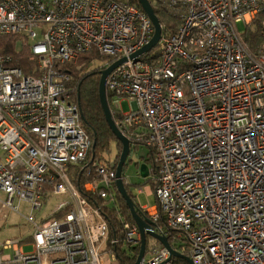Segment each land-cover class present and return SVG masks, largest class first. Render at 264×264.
<instances>
[{"label": "built area", "instance_id": "obj_1", "mask_svg": "<svg viewBox=\"0 0 264 264\" xmlns=\"http://www.w3.org/2000/svg\"><path fill=\"white\" fill-rule=\"evenodd\" d=\"M149 1L162 33L137 56L155 27L131 0H0V35L19 36L17 50L26 45L36 63L26 75L0 55V206L27 205L33 242L25 253L6 240L0 264H119L105 211L126 256L141 246L120 207L116 162L89 158L74 77L63 71H79L84 57L103 61L100 71L121 62L107 97L131 153H153L156 204L142 205L143 189L135 204L155 233L193 264H264V0ZM53 196L66 199L40 219ZM183 262L156 240L140 264Z\"/></svg>", "mask_w": 264, "mask_h": 264}, {"label": "trees", "instance_id": "obj_2", "mask_svg": "<svg viewBox=\"0 0 264 264\" xmlns=\"http://www.w3.org/2000/svg\"><path fill=\"white\" fill-rule=\"evenodd\" d=\"M134 5L138 8H141L139 2L137 0H131ZM20 37L14 35H0V55H9L12 57V66L22 69V71L26 75H31L36 68V63L30 60V51L29 48L24 45L20 51L17 50L19 44ZM257 44V35H253L251 39V45L255 47ZM85 63V66L82 70L78 71L76 68L66 65L63 67V71L72 73L74 77L73 84L76 87L75 91V99L79 98V106L81 109V114L83 116L82 126L87 134L92 139V148L89 153V158L91 161L95 160H104L107 155L111 154V145L116 144V148L118 150L117 156L115 157L116 165L119 163L120 155L122 152V145L117 140L116 136L113 134L111 129L109 128L102 105L99 98V84L101 79V71L98 69H92L93 63L90 58H82L79 64ZM139 146V144L137 145ZM143 163L151 166L153 168L152 174H155V162L154 156L152 152H148L143 160ZM128 166L126 164L123 169V175L125 174V168ZM138 169L140 168V164H136ZM125 176V175H124ZM126 183V189L129 195L132 197L134 202H136L135 195L131 191V185ZM74 183L78 188H82L83 184L86 183V179L83 177V173L81 176L74 180ZM151 181L146 180V185H150ZM134 188V187H132ZM141 188V187H139ZM118 199L120 202V207L122 213L127 217V220L131 223H134V220L129 212V209L126 205V202L118 193ZM92 203L98 207L100 201L91 200ZM156 201V200H155ZM138 208V207H137ZM138 211L143 215L142 211L138 208ZM105 219L108 221L111 234L110 237L112 239L119 238L120 244L118 246L113 247V252L117 255V259L119 264H136L140 247L135 250V255L132 257L126 256L123 253L121 247L123 243V235L120 233V228L115 220L113 214L111 212L105 211L102 212ZM145 215V214H144ZM165 226V219L162 217L160 222V227ZM149 237H147L148 244ZM187 264L186 262H183Z\"/></svg>", "mask_w": 264, "mask_h": 264}, {"label": "water", "instance_id": "obj_3", "mask_svg": "<svg viewBox=\"0 0 264 264\" xmlns=\"http://www.w3.org/2000/svg\"><path fill=\"white\" fill-rule=\"evenodd\" d=\"M142 8V10L148 15L150 20L152 21L154 27H155V35L152 39V41L143 49L141 50L138 55H142L144 53H147L151 51L153 48L156 47L158 44L160 37H161V24L159 21V18L151 5L149 0H137ZM121 62H116L107 69L101 71V79H100V84H99V98L100 102L102 105V109L107 121V124L113 134L116 136L117 140L120 142L122 145V152L120 155L119 163L117 165V190L120 196L123 198V200L126 202V205L129 209V212L134 220V222L138 225L141 236H142V241H141V246H140V251L139 255L136 261V264H140L141 260L143 259L145 253H146V248H147V237L153 238L159 242H161L171 253L172 257H177L188 264H193L192 261L184 257L178 253H176L170 246V243L168 241V238L164 236H160L154 231V224L148 220L145 216L139 213L136 204L132 197L129 195L126 185L124 183L123 179V169L124 166L127 164L128 158L131 156V143L130 140H128L118 129V127L115 125V121L112 115V112L110 110L109 102H108V97H107V89H106V81L110 73L120 64ZM78 103H79V98H78ZM83 119V116H82ZM139 175L142 179L146 180L150 176V170L149 166L145 163H142L139 168Z\"/></svg>", "mask_w": 264, "mask_h": 264}, {"label": "rangeland", "instance_id": "obj_4", "mask_svg": "<svg viewBox=\"0 0 264 264\" xmlns=\"http://www.w3.org/2000/svg\"><path fill=\"white\" fill-rule=\"evenodd\" d=\"M240 31L244 32L245 27L243 24H239ZM41 39V36L37 39L39 41ZM83 64V63H82ZM82 64H77L78 67ZM105 63L103 61L95 60L93 62V69L104 65ZM75 66H73L74 68ZM82 70V68L80 69ZM79 70V71H80ZM132 105L126 101L121 104L120 108L121 110L126 113L130 110ZM117 148L116 144L111 145V154L107 155V157L104 158V160H110L115 161V157L117 156ZM139 152L148 153L149 150L143 146H139L133 149V153L127 160L128 166H126L124 175L125 179L127 180V183L130 184L131 191L135 195V197L139 194L138 191L140 189H143V193L140 194L139 201L142 203V205H155V197H151L150 199H147V187L149 185H146V180L142 179L139 175V169L136 167V164H142L144 157H140ZM141 187V188H139ZM0 198H4L3 195H0ZM66 199V197H56L53 196L50 200L47 201V205H45L41 211L40 219L43 217L44 219L48 218L47 215H49L50 211L54 209L56 205L59 204V202ZM22 210L20 211V214L14 213L12 211H9L7 209H3L0 206V246L5 243L6 240H19L21 242V246L23 247V251L25 253H31L33 251V242L31 239V226L25 221L24 216H26L29 212L28 207L26 204H22L21 206ZM156 244V240L149 237L148 240V246L147 251ZM1 250V247H0ZM11 253V252H8ZM149 257V254L147 255ZM106 264H113L111 261V258L107 256Z\"/></svg>", "mask_w": 264, "mask_h": 264}, {"label": "crops", "instance_id": "obj_5", "mask_svg": "<svg viewBox=\"0 0 264 264\" xmlns=\"http://www.w3.org/2000/svg\"><path fill=\"white\" fill-rule=\"evenodd\" d=\"M139 155H140V157H143V152H139ZM151 193H152L151 188L147 187V193H146L147 199H150L151 197H153V196H149V194H151Z\"/></svg>", "mask_w": 264, "mask_h": 264}, {"label": "flooded vegetation", "instance_id": "obj_6", "mask_svg": "<svg viewBox=\"0 0 264 264\" xmlns=\"http://www.w3.org/2000/svg\"><path fill=\"white\" fill-rule=\"evenodd\" d=\"M132 154V153H131Z\"/></svg>", "mask_w": 264, "mask_h": 264}]
</instances>
